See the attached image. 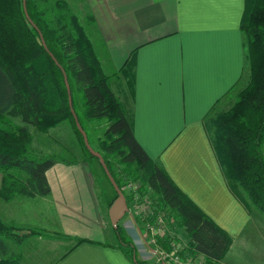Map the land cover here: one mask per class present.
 Listing matches in <instances>:
<instances>
[{"label": "crops", "instance_id": "1", "mask_svg": "<svg viewBox=\"0 0 264 264\" xmlns=\"http://www.w3.org/2000/svg\"><path fill=\"white\" fill-rule=\"evenodd\" d=\"M66 1L103 74L119 73L135 52L133 81L119 75L112 87L121 86L118 96L149 156L233 236L216 264H264V220L229 188L204 122L248 79L240 29L245 0ZM14 91L0 65L1 113L10 109ZM93 165L57 161L46 171L51 195L0 197V217L22 237L4 240L0 256L20 264H135L111 230L108 188ZM2 183L0 170V189ZM128 225L141 258L155 263L138 229ZM78 238L85 240L74 245ZM197 250L199 259L215 257L201 245Z\"/></svg>", "mask_w": 264, "mask_h": 264}, {"label": "trees", "instance_id": "2", "mask_svg": "<svg viewBox=\"0 0 264 264\" xmlns=\"http://www.w3.org/2000/svg\"><path fill=\"white\" fill-rule=\"evenodd\" d=\"M26 4L32 21L26 16L24 0H0V65L15 88L10 109L0 112V170L3 173L0 197L10 200L17 194L51 195L47 169L57 161L76 163L78 159L38 153L32 143L37 135L39 139H48L50 145L55 144V138L49 136L50 129L66 120L71 121L88 158L99 162L114 189L109 205L117 196L99 158L88 150L77 127L64 70L70 84L72 107L91 144V129L97 132L103 126L97 137L99 151L119 186L121 182L114 166L151 188L157 203L179 218L188 234L187 248L191 253L197 255V246L201 245L215 256H208L207 262L216 264L229 251L233 236L149 156L135 137L132 118L112 87L119 75L133 81L135 52L119 73L105 75L86 32L66 0H26ZM240 29L249 78L237 91L230 109L209 113L204 122L229 188L247 207L252 203L264 213V0H245ZM15 118L22 123L18 124ZM31 126L36 129L35 133L31 132ZM53 144L50 148H54ZM114 229L119 245L129 248L127 254L135 264H167L144 261L138 257L132 239L126 238L122 225L119 223ZM21 238L14 226L0 219V254L5 248L4 240L19 243ZM84 240L78 238L74 245ZM164 245L168 247L167 243ZM0 264H20V260L0 256Z\"/></svg>", "mask_w": 264, "mask_h": 264}, {"label": "rangeland", "instance_id": "3", "mask_svg": "<svg viewBox=\"0 0 264 264\" xmlns=\"http://www.w3.org/2000/svg\"><path fill=\"white\" fill-rule=\"evenodd\" d=\"M247 80L245 82V79H243L237 85L236 88L231 90V93L227 95V99L224 101L223 105L219 106L218 110L215 111L214 114L226 111L232 107V105L236 100L237 91L245 86ZM113 89L117 93V95L118 92L121 93V86H118L116 83H113ZM102 129L103 126H100L97 132L91 129L93 132L91 135V142L93 147L98 150L100 149V147L98 144L97 137H98V132L101 131ZM33 131H34L33 133H35L36 131L34 127H33ZM49 136L55 138V144L51 143L50 145V141L48 139L47 140L39 139L37 138V135H35L32 148L36 150L38 153H43V154L48 153L50 155L55 153L56 156H58L61 159H68V160L78 159V161L80 160L91 161V164L92 165L94 164L97 169L96 172H98L101 175V178L105 182V186H107L108 188V190L107 189L106 190L109 194V198L110 199L113 198L115 193L114 189L112 188L110 183L106 180L104 172L101 169L99 162L95 158H92L91 160L88 158L86 152L83 150L80 138L78 134L75 132V129L72 126L70 120L63 121L57 127L50 129ZM43 137H45V134ZM52 144L54 148H50ZM114 169L116 170L117 177L120 179L121 189L125 193L129 205V212H127L120 220V225H122L126 238L128 240L129 238L132 239V241L135 243L134 238L126 229V227H129L128 223L133 224V226H135L136 228L138 226L142 230L143 224L146 222V220L153 219L154 217L162 216L166 226V227L164 226L166 234L164 237L161 238L162 241H166L170 243V241L174 239L176 243L180 244L183 247L182 248L183 252H181L183 255L188 251L191 252L189 248H187L188 234L185 231L184 227L180 225L179 218H175L168 208L158 204L156 200V195L152 192V189L146 187L147 185H144L139 178L135 179L127 174L121 173L119 171L118 166H114ZM38 204L39 201L33 199V207L38 206ZM250 206L254 209V212L257 211L259 216H261L262 219L264 220V213L261 212L258 208H256L254 204L250 203ZM2 218H4V216H2ZM2 218L0 217V219L3 220L5 223L10 224ZM34 230L35 229H33V231ZM111 230L112 232L114 230L116 235V230L115 229H111ZM10 249L13 250V246H11ZM137 253H138V257L141 258L140 253L139 252ZM6 256L8 257L7 254L3 255V257ZM204 260H207V258H204Z\"/></svg>", "mask_w": 264, "mask_h": 264}, {"label": "built area", "instance_id": "4", "mask_svg": "<svg viewBox=\"0 0 264 264\" xmlns=\"http://www.w3.org/2000/svg\"><path fill=\"white\" fill-rule=\"evenodd\" d=\"M164 226L165 221L162 216L146 220L142 230L137 226L138 232L149 248L150 254L155 257V263L210 264L207 260L199 259L198 255H194L189 251L183 255L181 253L183 252V247L176 243L174 239L170 243L167 242L168 247H166L164 245L166 241H162L161 239L166 234Z\"/></svg>", "mask_w": 264, "mask_h": 264}, {"label": "water", "instance_id": "5", "mask_svg": "<svg viewBox=\"0 0 264 264\" xmlns=\"http://www.w3.org/2000/svg\"><path fill=\"white\" fill-rule=\"evenodd\" d=\"M24 10H25L27 18L29 20H31L30 15H29L28 10H27L26 0H24ZM34 26L37 27L36 24H34ZM39 32H40V37L42 39L43 45L48 50L47 44H46L45 39L43 37V34L41 33V31H39ZM50 54L53 56V54L51 52H50ZM53 58L58 63V61L55 58V56H53ZM63 72H64L65 82H66V86H67L68 94H69V104H70V106L72 108V112L74 114L77 127H78L79 131L82 133L85 145L88 148V150L94 156L99 158L100 163L102 164V166H103V168H104L109 180L111 181L113 187L115 188V190L117 192V196L113 200V202L110 205L109 210H108L110 221H111L113 227L115 228V227L118 226V224L120 223V220L123 218V216L127 212H129V205H128L127 197H126L125 193L123 192V190L121 189V187L119 186V184L117 183L116 178L113 176L112 172L110 171V169L108 167V164L106 163V160H105L103 154L101 153V151L96 150L92 146V144L89 141V138H88V135H87L86 131L82 127L81 123L79 122V119H78V117H77V115H76V113H75V111H74V109L72 107L71 89H70V84H69V81H68V78H67V74H66V72L64 70H63Z\"/></svg>", "mask_w": 264, "mask_h": 264}]
</instances>
